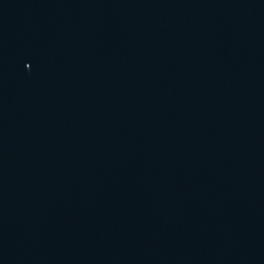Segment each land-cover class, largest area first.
Instances as JSON below:
<instances>
[{"label":"water","instance_id":"95a60500","mask_svg":"<svg viewBox=\"0 0 264 264\" xmlns=\"http://www.w3.org/2000/svg\"><path fill=\"white\" fill-rule=\"evenodd\" d=\"M0 264H264V0H0Z\"/></svg>","mask_w":264,"mask_h":264}]
</instances>
